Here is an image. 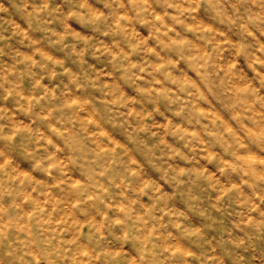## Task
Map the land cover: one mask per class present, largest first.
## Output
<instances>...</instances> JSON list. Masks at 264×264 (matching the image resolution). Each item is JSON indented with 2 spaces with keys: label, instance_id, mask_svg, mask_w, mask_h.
I'll return each instance as SVG.
<instances>
[{
  "label": "clouds",
  "instance_id": "9594fccd",
  "mask_svg": "<svg viewBox=\"0 0 264 264\" xmlns=\"http://www.w3.org/2000/svg\"><path fill=\"white\" fill-rule=\"evenodd\" d=\"M0 264H264V0H0Z\"/></svg>",
  "mask_w": 264,
  "mask_h": 264
}]
</instances>
